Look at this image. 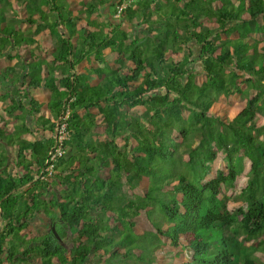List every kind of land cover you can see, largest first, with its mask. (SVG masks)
Masks as SVG:
<instances>
[{"label": "trees", "instance_id": "trees-1", "mask_svg": "<svg viewBox=\"0 0 264 264\" xmlns=\"http://www.w3.org/2000/svg\"><path fill=\"white\" fill-rule=\"evenodd\" d=\"M65 1L0 0V58L20 60L0 69V102L17 121L12 132L0 124V264H88L93 254L97 264H118L138 247L137 258L153 262L161 237L171 256H186L181 264H261L264 46L253 35L264 34V0H138L108 24L92 19L106 0H68L73 15ZM138 28L142 39L132 37ZM47 30L59 44L46 77L33 76L44 65L34 36ZM92 59L99 65L79 68ZM39 88L51 91L52 119L40 115ZM221 95L246 104L233 118L214 115ZM99 121L104 139L94 131ZM63 123L64 154L49 175ZM29 133L34 140L24 139ZM221 155L225 168H214ZM247 161L243 203L230 208L226 192L236 191ZM142 210L155 230L140 235ZM39 219L45 232L29 238L24 231Z\"/></svg>", "mask_w": 264, "mask_h": 264}, {"label": "rangeland", "instance_id": "rangeland-1", "mask_svg": "<svg viewBox=\"0 0 264 264\" xmlns=\"http://www.w3.org/2000/svg\"><path fill=\"white\" fill-rule=\"evenodd\" d=\"M61 1L63 2V0H61ZM76 1H78V0H75L72 3H75ZM135 2L137 4L138 0H136ZM65 4L67 7L69 6L68 9L66 10V13H71V11H72L71 3H69L68 0H66ZM0 8H1V3H0ZM13 9H17V7L14 6ZM13 9L7 15L9 21H13V20L16 21L17 20V18L12 19L13 18L12 16L14 15V12L18 11V10H13ZM73 9H74L73 11H76L75 8H73ZM73 11L71 13L72 15H73ZM117 17L118 16H116V19H118ZM18 24L20 25V27L23 31L27 30L29 27V25L26 23H22V24L18 23ZM78 25H80V27H81V24H78ZM210 27L212 28L214 26L211 25ZM124 30L130 31V29L128 27H125ZM138 30L139 31H137L136 35H134V36L132 35V37L142 39L144 35H143V33H140L141 28H138ZM253 36L261 42L262 46H264V40H263L264 34H260V35L258 34V35H253ZM34 37L37 39L38 42H37V44L33 45V48L37 54V58H39V60L43 61L44 65H42L40 67L41 69L39 68L38 70L34 71L33 76H36V75H40V76L44 75L45 76L47 74V69H48L47 64L52 62V59H53L52 52L55 49V47L59 44V42L54 35L49 34L48 30L45 31L43 34H40V35H37ZM223 37H225V36L223 35ZM28 53L29 52H27L24 55V59H28V57H29ZM128 55H129V53L128 54L126 53V56H125L126 58H123L124 59L123 63L125 65H132V63H130V61H129ZM183 55H184V52L182 51V52H180V55L178 54L177 56H174L173 59L175 61H179L182 59ZM195 56H197V53L195 54ZM195 56L193 57L194 59L196 58ZM112 58H114V57H112ZM19 64H20L19 59L9 61L5 57L0 58V69L1 70H4V68H6V67H11V66H16V65L19 67ZM85 65H99V63L96 60L92 59V60H90L89 63L84 61L79 68H83ZM105 65H109V64L104 62L101 64V67H104ZM116 65H120V62H119V64H116ZM193 65L196 68L199 67L200 68L199 71L202 73V71H201V65L202 64L199 60H197V59L194 60ZM100 79L101 78L99 76H94L91 81L93 82V84H95L96 82L100 81ZM198 82L199 83L202 82L200 78H198ZM3 92H4V90L0 89V94ZM35 98L37 99V101L45 104L44 107L41 109L40 115L44 116L45 118L52 119L50 112L48 111V109L46 107L47 103L51 100L50 89L39 88V89L35 90ZM245 104H246V99L241 95H232L229 97H226L225 95H221L217 99V101L215 102V105L212 108L211 113L214 115H220V116L226 115L227 117L233 118L239 113V111L245 106ZM258 118H259V124L264 123V114L259 115ZM5 123H8L7 129L12 132L15 129L14 125L17 123V121H15L12 116L8 115L3 110V104L0 102V124L4 126ZM94 131L101 136V139H104L107 137V134L105 133V125L100 121L98 122V126L94 129ZM23 137H24V139H27V140H34L35 139V137L30 133L24 135ZM183 158H184V160H187V154L184 155ZM222 158L223 157L221 155L217 159V161L214 164V168H216V167H219L222 169L225 168V161ZM12 169L14 170L15 167H12ZM249 169H250V163H249V161H247L246 165H245V171H244L245 174L238 181L236 191L232 190V192L231 191L226 192V194L231 197V199L229 200V204H228L230 208H236L240 204L243 203V198L239 196V192H240V190H242L243 186L247 184L248 177L246 176V173L249 171ZM103 173H106V171H103ZM49 181H51V180H49ZM124 181H125V179H124ZM125 183L127 184V181H125ZM55 188L58 190L60 189L59 186H57ZM128 188H129V190H128L129 195H133V194L137 193V191L130 189V187H128ZM52 189H54V187H50L51 191H53ZM166 189L167 190L171 189V186L167 187ZM50 194L51 193H50L49 187H48V190H46V192H45V197L50 199L51 198ZM155 215H156V217L157 216L160 217V215H158V214H155ZM134 220L137 223L136 227H135L136 230L134 231V233H136V231H137V234L142 235L144 233H148L149 231L155 230L154 226L152 224V221L154 219L150 220V218L146 215V212L143 210L139 212V215H137L134 218ZM59 223H61V222H59ZM59 223L56 224V229L60 232L61 227H60ZM46 226H47L46 222L43 219L42 220L39 219V220H36V222H34L32 225H30L29 228L24 232L27 233V236L29 238H31L35 235L43 234L45 232ZM166 227H167V225L164 224V228H166ZM66 233H67V238L65 240V243L68 247H70L73 245L74 235L72 234V232L69 230L68 227H66ZM161 239H162V244L157 249L153 250V256H152V258L154 259L153 262L142 261V260L137 258V256L142 253V249L139 247L136 248L135 250H133V253H134L133 256H131L124 263L122 262V260H120L121 257H117L115 262H117L118 264H181V259H186V256L184 255L180 258L179 257L174 258L173 256H171L170 252L173 249L170 246V240H166L163 237H161ZM150 250H151V248H150ZM124 252H125V248L120 250L121 254H123ZM257 256L259 257L260 263L264 264V250L258 251ZM97 257L94 254L91 255L88 264H97L101 260L99 257L98 258Z\"/></svg>", "mask_w": 264, "mask_h": 264}, {"label": "built area", "instance_id": "built-area-1", "mask_svg": "<svg viewBox=\"0 0 264 264\" xmlns=\"http://www.w3.org/2000/svg\"><path fill=\"white\" fill-rule=\"evenodd\" d=\"M133 0H125L121 5L118 6V12L117 16H120V13L123 9H125L127 6H129ZM68 117V113L66 114V117ZM57 142L55 147L51 150L49 153V162L51 163L46 171L49 175H51L53 170V163L60 158L64 154V142L68 138V131H67V123H63L60 128L57 131Z\"/></svg>", "mask_w": 264, "mask_h": 264}, {"label": "crops", "instance_id": "crops-1", "mask_svg": "<svg viewBox=\"0 0 264 264\" xmlns=\"http://www.w3.org/2000/svg\"><path fill=\"white\" fill-rule=\"evenodd\" d=\"M73 1L75 0H70V2L72 3ZM88 1V0H86ZM90 1V0H89ZM116 0H106V3L105 4H102L99 8V12L94 14L93 15V18L94 20H97L96 22L98 23H101V24H108L109 22H116L117 19H116V16L114 13H112V3L115 2ZM136 0H133V2L131 4L135 5L136 6ZM119 18V17H117ZM137 23V20L135 19L134 20V24ZM79 28H80V25H79ZM96 30H97V25H96ZM106 31V30H105ZM110 55H112V53L110 52V50H105L104 51V56L105 57H109Z\"/></svg>", "mask_w": 264, "mask_h": 264}]
</instances>
